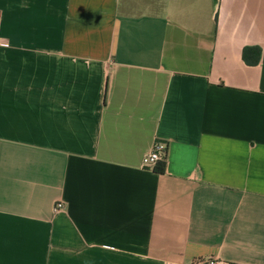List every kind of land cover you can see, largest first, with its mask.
Here are the masks:
<instances>
[{
  "label": "crops",
  "instance_id": "crops-1",
  "mask_svg": "<svg viewBox=\"0 0 264 264\" xmlns=\"http://www.w3.org/2000/svg\"><path fill=\"white\" fill-rule=\"evenodd\" d=\"M0 37V264H264V0H0Z\"/></svg>",
  "mask_w": 264,
  "mask_h": 264
},
{
  "label": "built area",
  "instance_id": "built-area-1",
  "mask_svg": "<svg viewBox=\"0 0 264 264\" xmlns=\"http://www.w3.org/2000/svg\"><path fill=\"white\" fill-rule=\"evenodd\" d=\"M10 39L0 37V45H10ZM167 157V143L163 141H156L153 148L147 152L143 157V166L146 168L155 167L160 161H166ZM62 206V205H61ZM191 264H232L228 261L219 260L216 258L199 259L193 261Z\"/></svg>",
  "mask_w": 264,
  "mask_h": 264
},
{
  "label": "trees",
  "instance_id": "trees-1",
  "mask_svg": "<svg viewBox=\"0 0 264 264\" xmlns=\"http://www.w3.org/2000/svg\"><path fill=\"white\" fill-rule=\"evenodd\" d=\"M249 48H246L245 52H244V56L247 57V53H248ZM156 169L158 172L160 173H164L165 169H166V161H160L158 163V165L156 166Z\"/></svg>",
  "mask_w": 264,
  "mask_h": 264
}]
</instances>
